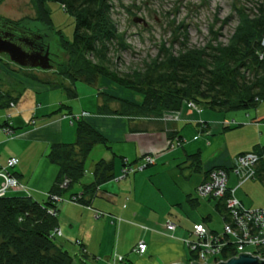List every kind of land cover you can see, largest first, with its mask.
<instances>
[{"label": "crops", "instance_id": "crops-1", "mask_svg": "<svg viewBox=\"0 0 264 264\" xmlns=\"http://www.w3.org/2000/svg\"><path fill=\"white\" fill-rule=\"evenodd\" d=\"M29 26L33 30L45 28L42 23ZM24 71L36 75L39 70ZM20 76L10 58L0 55V92L19 97L15 108H0V126L9 125L14 131L10 136L0 130V172L10 160H18L10 173L27 189L10 191L7 196L47 201L59 174L48 158L51 147L75 143L76 120L85 121L103 135L105 143L93 147L85 161L84 178L73 186L77 191L64 194L62 199L82 194L93 185L99 162L113 163L114 177L100 185L90 206L67 201L60 204V238L72 246L67 251L96 264H121L120 257L129 264L192 263L184 241L193 226L203 224L211 231H221L225 222L219 201L199 198L197 187L207 181L211 170H229L239 155L264 145V102L255 109L227 114L210 110L198 113L185 106L166 121L107 115L98 112V93H90L87 103L79 97L69 99L62 88ZM76 89L78 93L83 90ZM4 102L1 100L0 105ZM83 112L89 115L78 119ZM197 154L199 167L194 165ZM147 156L155 163L125 179H114L126 162L137 167ZM256 180L236 191L237 198L250 209L261 208L250 196ZM236 186L237 178L231 175L230 188ZM98 212L102 215L97 216ZM168 220L179 225L175 237L165 227ZM141 242L147 245L144 255L134 252Z\"/></svg>", "mask_w": 264, "mask_h": 264}, {"label": "trees", "instance_id": "trees-1", "mask_svg": "<svg viewBox=\"0 0 264 264\" xmlns=\"http://www.w3.org/2000/svg\"><path fill=\"white\" fill-rule=\"evenodd\" d=\"M51 1L60 3L74 17L73 42H68L61 32L55 31L47 9V3ZM2 2L0 0V4ZM31 6L37 14L35 21L59 37L74 66L59 65L56 72L54 68L58 78L53 81H43L23 68L19 69L20 78L62 88L69 99L79 97L78 82L96 86L101 78L141 96V101L133 102L100 91L99 114L162 119L180 112L190 102L220 114L248 111L264 102V3L258 7L257 19L245 23V28L238 31L228 45L209 46L204 50L183 48L177 55L161 49L151 64L145 61V72L133 78L110 69L113 62L111 51L128 48L126 38L119 33L113 18V0H31ZM239 13L241 22L250 20L245 12ZM28 20L13 22L0 18L16 28H30L26 23ZM18 98L0 92V101H5L0 108L17 104ZM76 121V142L57 143L51 147L48 158L57 166L59 174L47 201L40 203L28 196L0 198V264H73L70 252L58 246L56 238L52 237L59 228L60 211V203L54 198H62L81 182L88 155L96 144L105 143L103 135L91 125ZM253 152L260 157L254 180H264V145H257ZM194 163L196 167L200 166V154L194 156ZM128 165L132 164L126 162L124 167ZM113 171V163L99 162L95 171L96 182L86 187L82 194H73L70 198H77L78 203L90 206L100 185L114 177ZM219 204L225 212V221L229 222L225 201L221 200ZM190 254L192 261L196 262V254ZM223 258L228 259V255L225 253Z\"/></svg>", "mask_w": 264, "mask_h": 264}, {"label": "rangeland", "instance_id": "rangeland-1", "mask_svg": "<svg viewBox=\"0 0 264 264\" xmlns=\"http://www.w3.org/2000/svg\"><path fill=\"white\" fill-rule=\"evenodd\" d=\"M113 2L115 7L113 18L119 33L125 36L128 48L119 52L111 51L110 58L113 62L110 69L114 73L131 75L133 78L140 72H145L147 68L145 61L151 64V60L158 58L161 49H167L169 53L177 55L183 48L204 50L209 46L228 45L237 32L245 28V23H252L257 19L258 7L264 0H113ZM1 4L0 18L13 22L30 19L31 21L26 22L29 25L39 23L35 21L37 14L31 6V0H3ZM47 9L55 31L61 32L68 42H73L76 28L74 17L55 1L48 2ZM239 11L249 15L250 20L241 22ZM135 19L144 20L148 26L135 23ZM37 29L51 35L48 39L56 56L55 63L53 62L55 71L53 69L46 72L38 69L40 72L38 71V74L36 72V75L42 80H57L54 72L58 70V66L66 65L71 68L74 63L68 49L62 47L59 37L55 36L54 32L43 27ZM2 56L8 58L5 54ZM13 67L20 69L15 64ZM77 87L78 90L79 87L83 89L79 91V99L87 103L89 101L86 97L90 93L97 94L103 89L124 100L141 101V96L137 93L124 89L106 78H101L96 86L78 82ZM163 120L166 121L165 118ZM90 165L91 160H88L87 169ZM256 182H258L256 186L251 187L250 196L261 207L260 209H264V180L258 178ZM76 188H72L67 194L76 192ZM55 242L66 250L72 248L60 237H57ZM71 255L73 264L97 263L92 259H83L79 254Z\"/></svg>", "mask_w": 264, "mask_h": 264}, {"label": "built area", "instance_id": "built-area-1", "mask_svg": "<svg viewBox=\"0 0 264 264\" xmlns=\"http://www.w3.org/2000/svg\"><path fill=\"white\" fill-rule=\"evenodd\" d=\"M186 106L192 111L203 112V109L195 103L190 102ZM15 107L16 104H11V108ZM88 115V113L83 112L77 118H86ZM173 115H176V113ZM169 117L171 116L167 115L164 118L168 120ZM0 130L6 135L11 136L14 134L13 129L10 127L0 126ZM259 161L260 157L254 152L241 154L234 160L233 166L229 170L223 168L211 170L207 181L197 187V195L201 199L214 198L217 201L224 200L230 220L229 222H224L221 231H211L203 224L193 226L189 238L184 242L190 252L196 254V262L218 264L238 257L242 253L264 260V209L247 208L236 196V191L241 185L256 178V166ZM154 163V158L147 156L137 167L132 165L124 167L121 174L114 179H125L128 175L141 172L148 165ZM18 164V160H10L7 167L0 172V181H2L0 184V198L6 197L10 191H27L26 187L10 173V170ZM231 175L237 178V186L235 188H230ZM54 200L60 204L63 201L78 203L77 198L64 200L55 197ZM51 213L55 215L54 210ZM101 215L102 213H97V216ZM165 227L172 234V237H175L179 225L168 220L165 223ZM61 235V230L57 228L53 232L52 237L57 238L61 237ZM134 252L144 255L147 252L146 243H139ZM225 253L228 255V259L223 258ZM119 262L121 264H129L121 257Z\"/></svg>", "mask_w": 264, "mask_h": 264}, {"label": "water", "instance_id": "water-1", "mask_svg": "<svg viewBox=\"0 0 264 264\" xmlns=\"http://www.w3.org/2000/svg\"><path fill=\"white\" fill-rule=\"evenodd\" d=\"M135 23L142 24L145 27L148 24L142 19H135ZM16 28L13 25L0 21V28ZM8 28V29H9ZM21 29V28H18ZM37 38L36 35H33ZM18 39L15 41L9 32H0V55H7L11 62L23 69H39L42 71H52L54 69L53 57L50 50L45 52H37L30 39ZM33 43V44H32ZM190 264H204L199 262H192ZM218 264H264V260L258 257H253L250 254H240L238 257L223 261Z\"/></svg>", "mask_w": 264, "mask_h": 264}, {"label": "flooded vegetation", "instance_id": "flooded-vegetation-1", "mask_svg": "<svg viewBox=\"0 0 264 264\" xmlns=\"http://www.w3.org/2000/svg\"><path fill=\"white\" fill-rule=\"evenodd\" d=\"M9 28V27H8ZM4 28L3 25H1L0 32H9L10 36L17 41L18 39H30L33 43V46L37 52H45L47 50H50V53L53 57V62L55 63V53L53 52L52 44L50 43V40L48 39L51 35H49L48 32H42L39 29L33 30L31 28ZM38 34V35H36ZM33 35L38 36L35 38ZM26 39V40H27Z\"/></svg>", "mask_w": 264, "mask_h": 264}]
</instances>
